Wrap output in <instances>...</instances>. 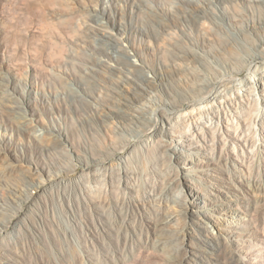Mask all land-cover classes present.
I'll return each mask as SVG.
<instances>
[{"label": "rangeland", "instance_id": "374dc122", "mask_svg": "<svg viewBox=\"0 0 264 264\" xmlns=\"http://www.w3.org/2000/svg\"><path fill=\"white\" fill-rule=\"evenodd\" d=\"M262 19L264 0H0V264H264V88L212 72L246 64Z\"/></svg>", "mask_w": 264, "mask_h": 264}, {"label": "bare ground", "instance_id": "6f19581e", "mask_svg": "<svg viewBox=\"0 0 264 264\" xmlns=\"http://www.w3.org/2000/svg\"><path fill=\"white\" fill-rule=\"evenodd\" d=\"M203 10V9H202ZM199 10L198 11V13H196V15L195 14H193V13H189V14H187L186 16H185V18L186 19H188V18H193V17H196L198 20H204L205 18H207V15H205V11L203 10ZM146 14H148V16L149 17H151V18H154V17H156V15H154V13H147V12H145ZM158 23H160L161 25H166L167 27H168V25L166 24V23H162V22H159V21H157ZM251 27H253V24H251ZM254 28V27H253ZM262 28H264V19H262V21H259V23H258V29H262ZM246 32H248V31H245V30H243L242 32H241V36L243 35V37H245V39H246V45H243V44H240V42H239V48H241V50L244 52V54H246L247 55V58H248V60H245V62H246V64L245 65H239V66H236V65H233V67H227L226 68V72L225 73H217L215 70H213L212 72L214 73V76H215V78H214V81L213 82H215V85H217V86H219L220 84H222V83H225L226 81H229V79L231 78V76H233V75H235V74H238V73H240L243 69H245V68H248L251 72H253V79H254V83L252 84V85H254V84H256V86H257V88L258 89H260V88H264V82H263V80L260 78V75L262 74V71H263V69H262V67L260 66V63L261 62H263L264 61V39L263 40H261V43L260 44H256V43H253V42H251V40H249L248 39V36H247V34H246ZM232 34V36L233 37H235V39L237 38L238 39V37H240V35L239 34H237V33H235V32H233V33H231ZM255 42V41H254ZM259 43V42H258ZM262 44V45H261ZM237 48V47H236ZM209 52V51H208ZM212 53V52H211ZM252 53H253V55H252ZM208 54V53H207ZM196 55V54H195ZM199 55V54H198ZM184 58H187V57H184ZM209 57H207V55H201L200 57H197V62H199V63H201V64H203V65H209L208 64V59ZM215 60H217L218 62H220V59L221 58H219L218 57V55H215ZM234 64V63H233ZM136 67H141V65L139 66V65H135ZM205 68H206V66H205ZM209 68V67H208ZM156 79H158L157 77H155ZM148 79V78H147ZM231 81V80H230ZM151 82H153V81H145L144 83L145 84H143L142 85V91L144 92L143 93V99L145 98V95L147 96L148 95V93L152 90V88H153V86H154V84L153 83H151ZM231 83H233V82H231ZM251 83V82H250ZM211 84H212V82H211ZM226 85V84H225ZM229 85V84H228ZM226 87V86H225ZM219 88H220V86H219ZM217 89V88H216ZM150 90V91H149ZM220 90V89H219ZM255 91V90H254ZM135 96V95H134ZM255 96H258V93L255 91ZM135 98H136V96H135ZM204 98V97H203ZM210 98H212V96L210 97ZM135 100V99H134ZM207 100V99H206ZM258 100H260L259 99V97H258ZM137 101H139V98L137 97ZM127 102L131 105V104H134L131 100H127ZM196 102V101H195ZM128 103H125V104H123V106H129V104ZM199 103V102H198ZM176 109H177V106H176V104H173V103H167V105L165 104V108H161V107H157V108H155L154 110H153V114H152V117H153V120H154V126L155 127H157L158 126V124L161 122L159 119L160 118H158V116H163V115H165V114H167L169 117H171L172 115H173V113L176 111ZM153 126V125H152ZM163 128V127H162ZM152 135V134H151ZM166 143V142H165ZM191 159V158H190ZM90 162V161H89ZM92 162V161H91ZM98 165V164H97ZM95 166V165H94ZM99 166V165H98ZM91 167V166H90ZM90 169V168H89ZM39 185V184H38ZM40 187V186H39ZM42 190V189H41ZM26 202H24V204H25ZM28 203V202H27ZM196 215V214H195ZM166 216V215H165ZM169 218L167 217H165V219L164 220H162L159 224L161 225V226H163V227H166L167 225H168V220ZM158 223L156 224V225H159ZM205 225V224H204ZM211 244V243H210ZM209 244V245H210ZM214 245V244H213ZM212 247V246H211ZM214 247V246H213ZM219 248H220V246H219ZM218 248V249H219ZM222 248V247H221ZM216 250V249H215ZM217 251V250H216Z\"/></svg>", "mask_w": 264, "mask_h": 264}]
</instances>
